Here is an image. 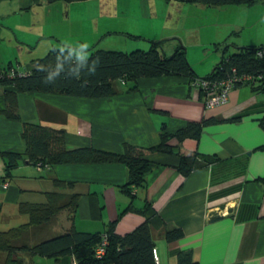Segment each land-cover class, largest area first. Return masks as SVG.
Here are the masks:
<instances>
[{
  "label": "crops",
  "instance_id": "1",
  "mask_svg": "<svg viewBox=\"0 0 264 264\" xmlns=\"http://www.w3.org/2000/svg\"><path fill=\"white\" fill-rule=\"evenodd\" d=\"M183 1L186 0L180 1L184 7L207 13L208 6ZM92 2L96 1L0 0V66L12 65L20 73H26L40 47L46 53L61 46L78 50L100 47L105 37L103 25L101 31L99 24L95 25L98 29L89 40L70 36L88 27L80 23L84 16L79 18L75 7L81 5L86 11ZM260 5V11L248 13L257 19L258 14L264 17V0L235 8L244 12ZM217 8L210 7L216 15L223 10ZM56 13H60V19ZM235 22L236 18L229 29L243 27ZM60 23L67 26L58 29L56 25ZM225 25L227 29L229 25ZM262 37L264 41V29ZM252 43L255 42L229 45L235 52V47ZM176 44L177 41L167 46L168 54L163 46L164 53L171 54ZM24 56L27 58L23 64ZM135 84L136 90H129L128 83L114 81V95L96 99L21 93L17 105L19 121L3 114L5 89L0 86V151L24 152L21 136L24 122L63 130L69 148L90 147L121 153L125 143L143 147L158 144L163 123L169 132H174L186 123L208 121L196 138L178 140L171 136L172 153L151 155L150 159L158 166L147 174L144 187L133 189L131 197L121 190L127 180V170L122 164H63L51 170H38L23 159L7 179L5 161L0 156V219L5 221L0 230L27 221V215L19 211L21 202L44 203L46 193L56 191L62 208L48 221L22 229L12 246L30 247L71 227L104 232L113 220H117L115 233L124 235L146 219L145 214L136 210L123 212L131 203L134 209H149L148 214H152L156 264H176V253L180 250H190L198 264H264V149H261L264 129L260 125L264 118V93L239 86L230 91L226 104L206 109L200 88L184 78H142ZM193 154L198 159L212 156L214 161L184 176L177 168L179 155ZM54 178L65 184L57 186ZM27 191L38 197L25 198L23 194ZM75 194L78 202L72 211L68 203ZM170 228H179L183 236L167 241L163 232ZM21 257L25 264H74L71 256L54 260L23 252ZM3 260L4 254L0 253V264Z\"/></svg>",
  "mask_w": 264,
  "mask_h": 264
},
{
  "label": "trees",
  "instance_id": "2",
  "mask_svg": "<svg viewBox=\"0 0 264 264\" xmlns=\"http://www.w3.org/2000/svg\"><path fill=\"white\" fill-rule=\"evenodd\" d=\"M57 1L74 2L85 0H46L47 3ZM205 6L220 7L224 5H253L259 0H186ZM169 55L164 53L163 46L167 40L149 41V48L134 49L129 52L103 50L95 46L87 51H79L73 47H53L44 56L33 61V66L26 73H20L12 65L0 66V86L4 90L6 102L3 114L10 120H20L17 112L18 95L21 93H50L70 97L96 99L114 95L113 82L128 83L129 90H136V81L142 78L176 76L184 78L189 84L200 88L202 81L210 84L225 78L240 75H251L255 82H235L234 88L249 86L255 93H264V53L262 57L256 51L264 49L260 46L235 47L236 51L227 54V41L215 44L216 50L224 47L220 60L210 73L198 76L188 62L186 48L181 41ZM237 119V117H234ZM208 121L186 123L174 132L167 130L163 123L159 143L154 146H138L125 143L121 153L98 150L90 147L69 148L65 143L63 130L52 125L24 122L22 124V140L24 152L0 151L4 159V177L10 178L12 170L25 159L38 170H51L63 164H122L127 170V180L121 190L131 197L135 188L145 186L147 174L158 164L150 159L156 153L169 154L173 146L169 143L171 136L178 140L187 137H198L201 126ZM264 129V118L260 120ZM264 149V145L261 147ZM214 157H196L179 155L178 171L187 176L194 169L209 164ZM57 186L65 182L54 178ZM47 201L40 204L20 203L19 211L27 215V221L7 230H0V253L4 254L3 264H25L21 253L29 252L31 256H39L58 260L63 256H71L74 264H156L154 256L155 236L151 228L149 209H134L131 203L123 212L136 210L146 215V219L131 232L124 235L115 233L113 220L107 224L104 232L79 231L71 227L68 231L42 240L33 246H12V241L19 238L22 229L48 221L62 208L58 204V192L46 193ZM78 202V195H73L68 207L73 211ZM148 205L145 206V208ZM183 236L179 228L166 229L163 237L172 241ZM103 247L104 253L97 254ZM31 264H41L32 262ZM176 264H198L190 250L176 253Z\"/></svg>",
  "mask_w": 264,
  "mask_h": 264
},
{
  "label": "rangeland",
  "instance_id": "3",
  "mask_svg": "<svg viewBox=\"0 0 264 264\" xmlns=\"http://www.w3.org/2000/svg\"><path fill=\"white\" fill-rule=\"evenodd\" d=\"M94 1L96 2L87 6L86 11L81 5L75 7L79 18L81 16L86 17H82L80 23L87 24L88 27L86 30L78 31L74 36L70 35L72 39L89 40V37L92 38L95 30L98 29V26L95 25L99 24L98 30L101 31L103 25L102 34L105 37L98 48L129 52L134 49H148L149 41L168 40L164 44V49L168 54L167 46L176 43L173 40L176 38L185 46L188 62L198 76L210 73L214 64L220 60L224 47H219L216 50L215 44H222L225 39H228V45L234 46L242 42H255L252 45L260 46L259 44L264 42L261 41L263 37L260 38L264 29L263 15L258 14L260 18L257 19L254 15H248L250 11H260L262 5L251 9L246 8L244 12L235 8V5H231L230 8H226L229 5H224L217 8L223 9L217 16L210 9L211 6L207 7V13H199V10L197 11L195 8L184 7L180 2L181 0ZM183 3L188 4V1H183ZM56 18L60 19V13H56ZM234 18L243 27L238 26V28L229 29ZM226 23L229 25L227 29ZM75 25L73 22L71 26L74 28ZM56 26L58 29H64L67 25L60 23ZM174 34L176 36L173 37ZM257 34L260 37H257ZM75 41L72 40L71 42L76 44L77 41ZM232 45L227 48V54L234 52ZM89 49L90 47L87 49L79 48V51H87L85 54H88ZM44 54L46 52L40 47L33 61L44 56ZM25 58L27 57H23V64ZM27 62L29 63L30 60ZM38 183L36 182V184ZM23 195L25 198L38 197L36 193L28 191L24 192ZM4 223L5 221L0 219V227Z\"/></svg>",
  "mask_w": 264,
  "mask_h": 264
},
{
  "label": "built area",
  "instance_id": "4",
  "mask_svg": "<svg viewBox=\"0 0 264 264\" xmlns=\"http://www.w3.org/2000/svg\"><path fill=\"white\" fill-rule=\"evenodd\" d=\"M264 53V49H259L256 51V55L258 57H262ZM244 83V82H255L251 75H240L235 78H225L218 82L210 84L208 81H202L201 86H203V95H204V107L206 109H211L217 106H222L227 103L229 93L232 89H234L235 82ZM40 169V168H38ZM5 188L7 184L3 185ZM104 253L103 247H99L97 249V254L102 255ZM155 260L157 262L156 255Z\"/></svg>",
  "mask_w": 264,
  "mask_h": 264
}]
</instances>
